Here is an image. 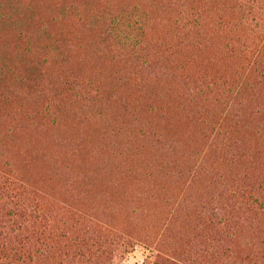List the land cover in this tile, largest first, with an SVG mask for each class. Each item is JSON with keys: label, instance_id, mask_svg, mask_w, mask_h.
Segmentation results:
<instances>
[{"label": "trees", "instance_id": "obj_1", "mask_svg": "<svg viewBox=\"0 0 264 264\" xmlns=\"http://www.w3.org/2000/svg\"><path fill=\"white\" fill-rule=\"evenodd\" d=\"M137 243L264 264V0H0V264Z\"/></svg>", "mask_w": 264, "mask_h": 264}, {"label": "rangeland", "instance_id": "obj_2", "mask_svg": "<svg viewBox=\"0 0 264 264\" xmlns=\"http://www.w3.org/2000/svg\"><path fill=\"white\" fill-rule=\"evenodd\" d=\"M107 116L108 115L106 114L105 118H107ZM120 140L124 139L120 138ZM148 253L149 251L146 249V247L140 243H137L133 248L125 252L120 257L119 264H141Z\"/></svg>", "mask_w": 264, "mask_h": 264}]
</instances>
